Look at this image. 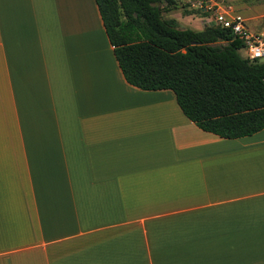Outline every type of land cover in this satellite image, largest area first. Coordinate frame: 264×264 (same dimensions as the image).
Masks as SVG:
<instances>
[{
  "label": "crops",
  "instance_id": "1",
  "mask_svg": "<svg viewBox=\"0 0 264 264\" xmlns=\"http://www.w3.org/2000/svg\"><path fill=\"white\" fill-rule=\"evenodd\" d=\"M0 264H264V129L126 83L94 0H0Z\"/></svg>",
  "mask_w": 264,
  "mask_h": 264
},
{
  "label": "trees",
  "instance_id": "2",
  "mask_svg": "<svg viewBox=\"0 0 264 264\" xmlns=\"http://www.w3.org/2000/svg\"><path fill=\"white\" fill-rule=\"evenodd\" d=\"M94 2L126 83L172 91L188 120L222 139L264 129V61L242 57L228 29H181L164 17L176 0Z\"/></svg>",
  "mask_w": 264,
  "mask_h": 264
},
{
  "label": "rangeland",
  "instance_id": "3",
  "mask_svg": "<svg viewBox=\"0 0 264 264\" xmlns=\"http://www.w3.org/2000/svg\"><path fill=\"white\" fill-rule=\"evenodd\" d=\"M255 1L256 0H176V6L174 9L171 12L164 14V17L175 19L181 29H187V26L184 24V22L187 21L185 18L188 14L195 15V22L192 28H197L199 26L205 27L209 25L215 26L213 23H210L209 25L206 24V20L211 18L214 10L218 8H231L234 12L240 14L241 11L246 9V6L247 8H251V5L255 3ZM208 3H210L212 9L206 12L202 11V8L207 6ZM241 17L250 18V15L243 14ZM244 20L251 33H260L261 30H264V19H251L248 21L246 19ZM240 54L242 57L245 56V52H243V50L240 52ZM261 61H264V59Z\"/></svg>",
  "mask_w": 264,
  "mask_h": 264
},
{
  "label": "built area",
  "instance_id": "4",
  "mask_svg": "<svg viewBox=\"0 0 264 264\" xmlns=\"http://www.w3.org/2000/svg\"><path fill=\"white\" fill-rule=\"evenodd\" d=\"M207 11L212 9L210 3L205 6ZM213 23L223 29H228L232 35L243 43L242 50L246 53V58L253 60L264 59V34L253 35L245 26L244 19L239 13L231 8H218L214 10L211 18L206 20V24Z\"/></svg>",
  "mask_w": 264,
  "mask_h": 264
}]
</instances>
